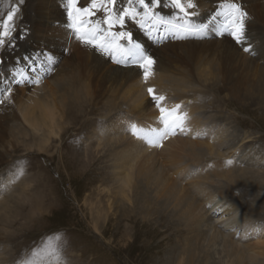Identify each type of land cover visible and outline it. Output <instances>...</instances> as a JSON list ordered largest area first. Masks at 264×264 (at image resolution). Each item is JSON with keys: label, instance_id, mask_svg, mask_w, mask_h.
Returning <instances> with one entry per match:
<instances>
[{"label": "rangeland", "instance_id": "374dc122", "mask_svg": "<svg viewBox=\"0 0 264 264\" xmlns=\"http://www.w3.org/2000/svg\"><path fill=\"white\" fill-rule=\"evenodd\" d=\"M235 1L248 13L244 45L226 42L225 35L218 37L213 30L218 20L211 22L213 25L204 38L198 39H172L161 26L158 34L163 39L160 41L157 34L150 37L129 23L127 30L133 33L134 41L147 53H154L158 62L152 74L164 75L163 81L151 75L145 82L140 69L134 78L119 80L109 95L98 98L93 92L95 85L107 77L104 73L124 66L109 60L107 71L94 73V67L100 64L95 61L96 52L77 41L67 28V0H23L22 4L13 0L20 6L17 30L10 42L14 46L6 44L0 49V92L9 87L13 89L11 102L0 105V264H21L34 250L42 249L49 242L56 243L57 236L61 238L64 264H153L138 244H133L134 238L127 240L124 234L120 239L115 235L117 206L112 149L105 144L97 149L95 139L96 131L105 130L111 119L134 117L133 113L138 110L134 111L135 102L128 100L125 91L136 84V91L141 89L147 94L146 113L158 110L147 92V87H151L157 95L169 94L163 106L180 104V111L196 112L202 121H215L211 123L213 127L215 124L227 131V144L220 151L230 154L227 159H233L236 167L243 168L248 175L245 186L232 183L234 189L223 190L217 199L230 201L238 213L250 215L253 220L264 219V205L257 203L264 201L260 196L261 192L264 195V188L246 187L254 178L256 185L260 180L264 182V0H196L199 15L194 22L213 21L210 14L219 10L220 3ZM87 3L88 0H80L81 6ZM126 4L127 0H118L117 7ZM159 11L168 18L173 13L164 7ZM3 14L6 10L0 13V18ZM95 19H103L102 13ZM248 46L251 51L245 52L243 49ZM156 49L160 56L155 54ZM47 56L53 57L56 64L41 83H14L10 73L22 69L31 78L30 63L26 62L41 58L43 61ZM72 77H81L89 84L93 97L89 103L71 96ZM171 87L175 89L173 92ZM38 90L46 97L55 93L53 99L63 116L60 135L48 147L39 146V138L27 133L20 113L33 97L31 94ZM40 148L44 153L38 151ZM21 170L23 174L17 178ZM246 206L248 210L252 206L255 211H248ZM125 208L128 207L125 205ZM257 236L244 243L260 244L262 251L264 234Z\"/></svg>", "mask_w": 264, "mask_h": 264}, {"label": "bare ground", "instance_id": "6f19581e", "mask_svg": "<svg viewBox=\"0 0 264 264\" xmlns=\"http://www.w3.org/2000/svg\"><path fill=\"white\" fill-rule=\"evenodd\" d=\"M215 5L213 8L218 10ZM216 12L210 15L214 17ZM222 19V17L217 18L219 22ZM211 22L213 21H207L206 24L213 25ZM225 37L226 42L236 43L231 36L225 34ZM246 39L247 36L239 45H244ZM95 54L98 57L95 61L100 64L94 67V73L100 74L107 71L110 59L97 52ZM155 54L160 56L158 49L155 50ZM41 60L36 59L26 63L33 66L41 63ZM123 66L124 68L121 66L113 70L108 69L112 71L104 73L108 74L107 77L105 76L106 78L99 82L100 84L95 85L93 94H98V98L107 96L116 82L138 75L140 70L138 66H132L130 63ZM205 72L206 69L202 71V74ZM163 77L164 75L160 74L156 78L162 82ZM74 78L72 77L69 81V90L73 93L71 96L78 97L83 103H89L93 99L89 84L84 83L81 77ZM136 85L130 86V90L125 91L128 100L135 102L134 111L138 110L133 113L134 117L127 119L124 115L126 118L116 120L113 118L111 123L103 128L105 130H97L95 134V139L98 141L97 149L104 144L112 149V176L117 206L115 235L120 239L122 235L124 237V234L128 237L127 240L134 238L133 244H138L136 246L153 264H264V250L260 251V244L244 243L254 236L261 237L264 234V219L260 217L253 220L250 215L238 213L230 201L217 199L223 194V190L234 189L231 188L232 183L245 186V177L248 175L242 167V169L237 168L238 166L236 167L234 163L226 164L230 154L222 153L220 150L227 144V136H229L227 131L222 126L215 127V124L213 127L211 123L215 121H202L201 116H196V112L186 111L188 117L186 135L180 133L170 136L163 141L162 147H149L142 138L131 134L132 128L135 126L145 132L151 128H159V111L153 109L154 111L150 112L148 107L149 113H146L144 105L147 94L141 89L136 91ZM159 85L156 87L159 88ZM172 88L174 87L170 90ZM174 90L172 89V92ZM41 92L40 90L33 92L31 94L33 97H29V101L25 103L27 106L24 104L20 113L27 133L29 131L28 134H34L36 138H39V146L48 147L50 142L60 135L63 116L53 99L55 93L51 92L46 97ZM159 95L163 93L159 92ZM167 95L169 97L168 93ZM72 104L75 105V103ZM71 105L69 109L72 108ZM167 105L171 106L170 103ZM65 107L68 105L66 104ZM228 143L231 144V142ZM38 151L44 153L45 150L40 148ZM249 175L252 174L249 173ZM255 180V178L252 179L253 183ZM251 182L246 184V187L264 188V182L261 180L257 185ZM213 183L214 186L211 188ZM260 196L264 197L262 192ZM257 203L264 205V201L258 200ZM125 205L127 209H123ZM248 207L246 206L247 210ZM250 207L248 211H255L252 206ZM124 221L128 223L125 224ZM123 228L125 231L122 230Z\"/></svg>", "mask_w": 264, "mask_h": 264}, {"label": "snow or ice", "instance_id": "6c2138e0", "mask_svg": "<svg viewBox=\"0 0 264 264\" xmlns=\"http://www.w3.org/2000/svg\"><path fill=\"white\" fill-rule=\"evenodd\" d=\"M23 0H19L22 4ZM19 4L13 0H0V13L6 10V14L0 18V49L14 39L16 32V18L20 11ZM118 0H88L86 5L81 6L80 0H67V28L74 34V38L83 45L94 49L99 55L110 59L112 62L127 66L129 63L138 66L142 70L143 79L146 82L152 75V69L156 63L155 57L147 53L139 43L134 41L133 33L127 30V25L132 23L141 31H145L151 37L157 34V41L163 39L158 33L161 26L165 34H170L172 39L204 38L210 29L208 24H198L194 18L199 15L196 0H127V4L117 7ZM162 7L173 10L171 18L161 14ZM218 11L212 18L223 19L215 23V34H225L239 45L245 40V21L248 13L243 10L239 3L224 2L218 5ZM98 13H102L103 19H95ZM23 38V37H20ZM251 51V46L243 49ZM56 61L47 56L36 67L29 65L32 77L24 70L10 73L14 83L38 85L42 82L45 74L54 71ZM47 65V67H44ZM2 80V78H0ZM13 89L11 87L0 92V105L6 101L11 102ZM147 92L159 111V128H151L147 132L132 128V135L142 138L149 147H162L163 141L170 136L187 134V113L181 112V105L176 104L169 108L163 106L164 95H157L153 88ZM232 160L226 161L231 165ZM21 170L18 175H22ZM61 238L55 237L56 243L49 242L40 250H34L22 260L21 264H64L62 256Z\"/></svg>", "mask_w": 264, "mask_h": 264}]
</instances>
